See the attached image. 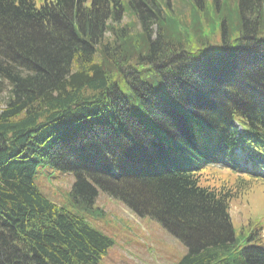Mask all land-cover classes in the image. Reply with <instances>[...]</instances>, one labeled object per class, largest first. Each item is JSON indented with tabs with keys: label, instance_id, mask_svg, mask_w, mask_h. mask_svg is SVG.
Returning <instances> with one entry per match:
<instances>
[{
	"label": "trees",
	"instance_id": "obj_1",
	"mask_svg": "<svg viewBox=\"0 0 264 264\" xmlns=\"http://www.w3.org/2000/svg\"><path fill=\"white\" fill-rule=\"evenodd\" d=\"M192 4L220 16L196 49L142 0H0V264H98L112 244L40 192V163L72 174L79 209L101 190L156 219L177 264H264L260 227L238 241L229 213L264 182V0Z\"/></svg>",
	"mask_w": 264,
	"mask_h": 264
},
{
	"label": "rangeland",
	"instance_id": "obj_2",
	"mask_svg": "<svg viewBox=\"0 0 264 264\" xmlns=\"http://www.w3.org/2000/svg\"><path fill=\"white\" fill-rule=\"evenodd\" d=\"M44 1L34 0L37 7ZM142 1L147 2L150 7L154 4L173 19L175 25L167 28V31L186 49L200 48L198 41L205 42L206 37H210L208 39L212 42L221 38L220 31L216 30L220 16L214 15L210 10L195 13L192 0H169L171 9L165 0H150L152 4L148 0ZM87 3L89 4L90 0H87ZM227 7L229 10L232 9L228 4ZM133 18L136 16H133L125 4L121 24ZM213 19L216 26L211 28L207 22ZM231 24L234 29L235 17H232ZM195 25L199 27L195 28ZM135 29L138 30V26ZM152 31L154 37L156 25L152 26ZM212 34L215 36L211 37ZM33 181L50 201L81 214L90 225L111 238L112 244L102 253L98 264H177L186 253L185 245L156 219L134 212L122 200L101 190L98 191L90 208H77L69 196L73 182L70 172H62L49 164L40 163ZM229 213L233 233L238 241L250 238L259 227L257 234L261 235L264 241V182H255L246 193L232 201ZM257 237L255 236V239ZM253 243V239L247 241V244Z\"/></svg>",
	"mask_w": 264,
	"mask_h": 264
}]
</instances>
